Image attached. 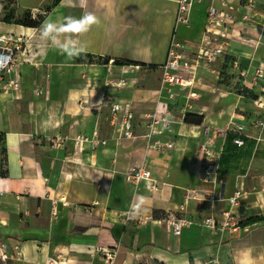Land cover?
I'll use <instances>...</instances> for the list:
<instances>
[{
	"label": "crops",
	"instance_id": "0c3cea01",
	"mask_svg": "<svg viewBox=\"0 0 264 264\" xmlns=\"http://www.w3.org/2000/svg\"><path fill=\"white\" fill-rule=\"evenodd\" d=\"M192 1L187 25L176 21L178 0H32L43 13L41 24L0 20V36L29 38L16 57L20 98L0 93V242L11 256L6 264H84L98 246L116 245L113 264H204L214 256L223 264H264V125L251 126L264 120V80L252 83L264 57V28L247 29L255 34L251 49L243 43L229 47L227 56L238 61L226 80L199 71L194 98L187 100L180 89L174 99L158 94L159 66L171 40L195 47L204 38L208 5L231 4L245 15L244 2L264 0ZM118 77L136 84L106 89L104 82ZM112 102L130 107L134 138L123 137L111 122ZM166 112L170 127L147 138V115ZM186 113L192 114L188 122ZM231 120L243 126L244 144L235 145L232 134L215 136L221 183L213 215L218 220L230 211L243 220L241 227L206 226L190 208L185 215L192 223L173 233L166 218L181 204L183 189L210 187L195 173L198 143L206 128ZM154 138L172 141L173 148L147 160L158 183L157 191H149L150 182L133 186L124 173L143 160ZM127 213L152 219L137 225L125 221ZM250 218L256 221L247 224Z\"/></svg>",
	"mask_w": 264,
	"mask_h": 264
},
{
	"label": "built area",
	"instance_id": "2783aa9c",
	"mask_svg": "<svg viewBox=\"0 0 264 264\" xmlns=\"http://www.w3.org/2000/svg\"><path fill=\"white\" fill-rule=\"evenodd\" d=\"M192 2V0H178L177 23L189 24ZM223 13L222 10L213 4L207 6L204 38L195 47L174 38L171 40L167 49L165 62L159 66L161 71L160 87L158 89L159 95L166 93L169 99H174L177 96L175 89H180L185 91L184 95L189 100L194 98L195 93L193 89L199 71L203 72L206 70L220 74L221 70L218 71L214 68L215 61L219 56L226 57V49L229 46V42L223 39L224 37H229L227 28L217 29V25L220 22L222 27L225 24L224 21L229 19V14ZM239 25L240 23L236 24V26L230 25V27H239ZM210 35L216 36L211 39ZM218 38L222 40H218ZM28 40L29 38L23 35L14 38L0 36V93L10 96L11 99H19L21 96L20 72L19 69H16V57L25 51ZM190 48L195 49L192 52L194 53V57H191L189 54ZM233 65L234 67L237 66L236 61H233ZM262 80H264V57L254 68L252 83L257 84ZM135 84V79H127L125 77L108 79L104 82L106 89L111 91L135 86ZM36 94L39 95V92H36ZM260 94L264 96V86L260 87ZM254 101L257 106H260L262 103L259 97ZM110 112L111 122L118 124L117 130L119 134L125 138H134L132 129L133 113L130 107L127 104L122 105L119 102H112L110 104ZM147 119L145 133L147 138L159 136L173 122L168 112L161 116L155 113L149 114L147 115ZM263 125V118H257L251 122V126L254 129H261ZM230 134L233 135L232 142L235 145L242 146L244 144V128L235 120H231L223 128H215L211 131L206 128L204 137L195 149L194 159L195 173L203 182L208 183L210 187H188L183 189L181 204L173 212L175 214L169 213L166 218L173 233H178L184 226L192 223L185 215L190 208H195L201 214L203 224L206 226L217 227L223 231H232L241 227L243 220L230 211H223L221 218L218 220L213 215L215 203L220 200L216 187L221 183L218 177L221 154L217 153L214 149L215 136L225 138ZM75 140L76 144L80 146L82 143L81 137L77 136ZM172 148V141L163 142L158 138L151 139L144 147L143 160L125 171L124 176L127 183L137 186L141 182H150L148 186L149 191H157L158 183L152 179L147 160L151 158L154 152L164 153L170 151ZM237 195L238 192H235L233 196L228 198L229 204H235ZM205 211L208 213L207 215ZM124 219L125 221H134L137 225H143L152 218L141 215L133 217L130 213H127ZM14 250H18V246H14ZM117 253V245L114 247L98 246L91 255L90 261L84 264H113ZM10 258L6 243L0 242V264H6ZM204 264L223 263L218 256H214Z\"/></svg>",
	"mask_w": 264,
	"mask_h": 264
},
{
	"label": "rangeland",
	"instance_id": "374dc122",
	"mask_svg": "<svg viewBox=\"0 0 264 264\" xmlns=\"http://www.w3.org/2000/svg\"><path fill=\"white\" fill-rule=\"evenodd\" d=\"M35 1V0H34ZM0 20L11 22V23H18L23 26H34L39 25L42 23L43 20V13H39L37 9H34L37 6H34L32 0H0ZM244 5L247 6L248 13H243V11L237 10V7H234L231 4L218 6L220 10H222L223 14H229V19L224 21V26L221 27V22L217 25V29L227 28V32L229 33V37H224L223 39L229 42V46L226 49V55L229 51V47H231L234 43H243L245 46L251 49L252 47V39L255 38L254 32L247 31L248 28H255L261 27L264 28V4L257 5L253 2L245 3ZM241 21L239 27H230V25L238 24ZM246 30V33H242V28ZM247 27V28H246ZM234 29V31H232ZM254 30V29H252ZM255 31V30H254ZM240 32V33H239ZM245 32V31H244ZM216 35H210V38ZM218 40H222L218 38ZM29 41V40H28ZM194 49V48H193ZM32 49H29L28 52L31 53ZM195 50V49H194ZM260 51V50H257ZM190 54V53H189ZM191 57H194V53L190 54ZM233 60L231 62L223 63L225 60L224 56L217 57L215 64L218 67H214L216 70L220 71V77L224 78L225 80L229 78L227 75L228 69L230 67H234L233 61L238 59L236 57H232ZM222 66V67H221Z\"/></svg>",
	"mask_w": 264,
	"mask_h": 264
},
{
	"label": "trees",
	"instance_id": "16d2710c",
	"mask_svg": "<svg viewBox=\"0 0 264 264\" xmlns=\"http://www.w3.org/2000/svg\"><path fill=\"white\" fill-rule=\"evenodd\" d=\"M56 1H58V0H56ZM231 60H233L232 59V57H230V56H226L225 57V63L226 62H231ZM115 63H122L121 61H115ZM241 93L244 95V96H246V97H250L252 100H256V99H258V97L259 96H257L252 90H249V89H247L246 87H242L241 88ZM189 117L191 118L192 117V114H190V113H186L185 115H184V121L185 122H188L190 119H189ZM198 118H201V117H199L198 116ZM201 121V119L198 121V122H200ZM256 220H255V218H250V219H248L247 220V224H251V223H254ZM242 225V224H241Z\"/></svg>",
	"mask_w": 264,
	"mask_h": 264
},
{
	"label": "water",
	"instance_id": "95a60500",
	"mask_svg": "<svg viewBox=\"0 0 264 264\" xmlns=\"http://www.w3.org/2000/svg\"><path fill=\"white\" fill-rule=\"evenodd\" d=\"M104 63L107 64V59H105Z\"/></svg>",
	"mask_w": 264,
	"mask_h": 264
}]
</instances>
